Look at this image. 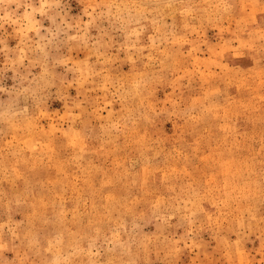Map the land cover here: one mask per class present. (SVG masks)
I'll list each match as a JSON object with an SVG mask.
<instances>
[{
  "label": "rangeland",
  "instance_id": "1",
  "mask_svg": "<svg viewBox=\"0 0 264 264\" xmlns=\"http://www.w3.org/2000/svg\"><path fill=\"white\" fill-rule=\"evenodd\" d=\"M0 264H264V0H0Z\"/></svg>",
  "mask_w": 264,
  "mask_h": 264
}]
</instances>
